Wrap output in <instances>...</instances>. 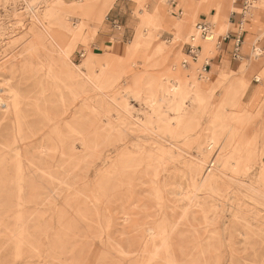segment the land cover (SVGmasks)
Returning a JSON list of instances; mask_svg holds the SVG:
<instances>
[{
	"label": "rangeland",
	"instance_id": "rangeland-1",
	"mask_svg": "<svg viewBox=\"0 0 264 264\" xmlns=\"http://www.w3.org/2000/svg\"><path fill=\"white\" fill-rule=\"evenodd\" d=\"M175 1L0 0V264H264V0Z\"/></svg>",
	"mask_w": 264,
	"mask_h": 264
},
{
	"label": "crops",
	"instance_id": "crops-1",
	"mask_svg": "<svg viewBox=\"0 0 264 264\" xmlns=\"http://www.w3.org/2000/svg\"><path fill=\"white\" fill-rule=\"evenodd\" d=\"M230 1L232 5L230 18H229L230 28L228 29L226 36L222 38L221 43L224 44V47H222V50L225 55H229L231 51L234 52L235 55H237L240 52H242L244 48L246 49L250 30L252 29V27L259 26L258 23L254 25L255 23L254 21L256 22H259V21L255 20L254 17H252L251 19L248 18L246 22V28L241 30V26H243L242 23H243L244 17H246L244 16V9H242L241 7L242 9L241 10L239 7L240 3L243 4V0H230ZM131 2L132 0H116L114 6L110 9V13H112L115 9H118L119 13H123V10L125 11L130 10ZM185 3L182 2L181 7H180L181 11ZM172 5L175 8L180 6L178 0L173 2ZM212 10H214V13L216 12L214 7H212L210 9V14H213L211 12ZM200 16H203L204 20H206L208 17V15L203 10ZM109 27L110 25L104 22V24L102 25L100 29V33L103 34L105 37H107L109 33H111L112 35L118 34L119 37L124 36L123 33H125L126 30H124V32L121 34V32L119 31H111Z\"/></svg>",
	"mask_w": 264,
	"mask_h": 264
},
{
	"label": "bare ground",
	"instance_id": "bare-ground-1",
	"mask_svg": "<svg viewBox=\"0 0 264 264\" xmlns=\"http://www.w3.org/2000/svg\"><path fill=\"white\" fill-rule=\"evenodd\" d=\"M212 35V34H211ZM205 38H207V37H205ZM209 39V38H208ZM210 39H213V37L212 36H210ZM254 51H255V53H254V57H259L262 53H260V51H262V49L261 48H255L254 49ZM253 51V52H254ZM203 70L204 71H207V68H205V67H203ZM47 74H48V72H47ZM199 76H203V75H199ZM86 77V76H85ZM206 78H207V76H206ZM175 79H176V77H175ZM84 80V79H83ZM86 80V79H85ZM89 80H91V79H89ZM90 82V81H89ZM53 83V82H52ZM92 83V82H91ZM172 84H173V87H174V89H173V92L171 93V95H169V98L171 99V101H175L176 100V98L177 97H179L180 99H179V101H178V103L175 105V108H173V106H172V109H178V112H179V110L181 109L179 106V102L181 101V100H187V99H185L188 95L189 96H191L190 94H192L191 93V91H192V88L193 87H195L196 85H197V83L195 82V80L194 79H189V80H187V81H185V82H180V81H178L177 79L176 80H173V82H172ZM77 86V85H76ZM163 86V85H162ZM170 86V85H169ZM163 87H161V89H162ZM72 90V89H71ZM75 91V90H74ZM162 91V90H161ZM109 94V93H108ZM167 95V94H166ZM141 96V95H140ZM165 95H163V97H164ZM154 97V96H153ZM167 97H168V95H167ZM229 97H231L230 95L227 97V98H229ZM86 98V97H85ZM164 99V98H163ZM169 99V100H170ZM189 99H190V97H189ZM4 100V99H3ZM191 100H193L194 102H193V107H195V106H197L198 105V103H200V101L202 100H200V98L199 97H196V98H193V99H191ZM227 100V99H226ZM131 101V100H130ZM164 101H166V100H164ZM100 102V101H99ZM115 102V101H114ZM163 102V101H162ZM190 102V101H189ZM203 102V101H202ZM156 103H158L154 98H152V99H150V102H149V105H150V107L151 108H155V106H159V104H161V102L159 103V104H156ZM168 103H169V101H168ZM183 103V105H184V102H182ZM231 103V102H230ZM187 104H188V102H187ZM190 104H191V102H190ZM98 105V104H97ZM15 106H16V104H15ZM105 106H106V104H105ZM144 106V105H143ZM191 106V105H190ZM145 107H147V106H145ZM177 107V108H176ZM185 107H187V106H185ZM75 108V107H74ZM143 108V107H142ZM157 108H160V107H157ZM170 108H171V106H170ZM153 109H151V110H153ZM171 109V110H172ZM185 109V108H184ZM189 109H190V107H189ZM128 110V109H127ZM126 110V111H127ZM143 110V109H142ZM148 110V109H147ZM165 110V109H164ZM183 110V109H182ZM130 111V110H129ZM154 112L151 114V115H149V117L151 118V119H157V117L159 116V114L158 113H160L161 111L160 110H158V111H160V112H157L156 113V109H154L153 110ZM174 111V110H173ZM143 112H145V111H143ZM142 112V113H143ZM177 112V111H176ZM188 111H186L185 113H180L179 115H178V118H186V116L189 114V113H187ZM141 114V113H140ZM150 114V113H149ZM161 115H162V112L160 113ZM164 114V113H163ZM173 114V113H172ZM105 115V114H104ZM177 115V114H176ZM173 116V115H172ZM163 117V116H162ZM109 118H111V117H109ZM159 118H160V116H159ZM202 118V117H201ZM224 118V117H223ZM108 119V118H107ZM149 119V118H148ZM151 119H149V120H151ZM153 119V120H154ZM162 119V118H161ZM170 118H168V120H169ZM216 119V118H215ZM213 120L211 123V127H210V130L212 131V134L215 136L216 134H215V132H216V120ZM111 120V119H110ZM144 120V119H143ZM163 120V119H162ZM167 120V119H166ZM171 120V119H170ZM174 122H175V120H174V118L172 119ZM157 121H158V119H157ZM178 121V120H177ZM176 121V122H177ZM224 121V120H223ZM172 122V121H171ZM222 122V121H221ZM108 123V122H107ZM156 124V123H155ZM108 125V124H107ZM109 126V125H108ZM225 127V126H224ZM70 128V127H69ZM105 128H107V127H105ZM183 129V128H182ZM223 129V128H222ZM105 130V129H104ZM221 131V130H220ZM223 131H224V129H223ZM218 132H219V130H218ZM185 133V132H184ZM18 134V133H17ZM59 134V133H58ZM213 136V137H214ZM213 137H211V139H210V142L208 143V145H207V150H211L212 149V147H213V144H215V140H214V138ZM232 138V137H231ZM230 139V138H229ZM84 140V139H83ZM46 142V141H45ZM84 142V141H83ZM14 143V142H13ZM78 144V143H77ZM80 144V143H79ZM81 144H82V141H81ZM83 144H85V143H83ZM82 144V145H83ZM132 144V143H131ZM160 144V143H159ZM219 144V143H218ZM217 144V145H218ZM14 145V144H13ZM126 145V144H125ZM153 145H155V144H153ZM131 146V145H130ZM20 147V146H19ZM79 147H81V146H79ZM136 147V146H135ZM142 147V146H141ZM157 147V146H156ZM74 148H75V146H74ZM130 148V147H129ZM137 148H139V145H138V147ZM144 148H146V147H144ZM225 148V147H224ZM76 149V148H75ZM78 149V148H77ZM43 150H46V149H43ZM139 150V149H138ZM42 151V150H41ZM141 151V150H140ZM147 151V150H146ZM157 151V150H156ZM43 152V151H42ZM46 152V151H45ZM169 152V151H168ZM166 153V152H165ZM199 153H201V152H199ZM19 154V153H18ZM123 154V153H122ZM195 154V153H194ZM131 155H133V154H131ZM200 155V154H199ZM198 155V156H199ZM201 156H202V153H201ZM200 156V157H201ZM127 157H130V156H127ZM127 157H126V159H127ZM132 157V156H131ZM162 157V156H161ZM172 157V156H171ZM163 159H164V157H162ZM128 159H130V158H128ZM127 159V160H128ZM165 159H166V157H165ZM203 161V160H202ZM1 162V161H0ZM162 162V161H161ZM223 162V161H222ZM221 162V163H222ZM2 163H4V162H2ZM158 163H159V161H158ZM1 164V163H0ZM154 164V163H153ZM158 165V164H157ZM215 165V163H212L211 164V166H214ZM233 166V165H232ZM19 170V169H18ZM125 170V169H124ZM118 171V170H117ZM20 172V171H19ZM157 172V171H156ZM157 179V178H156ZM22 191V190H21ZM211 192H213V191H211ZM183 197H184V195H183ZM185 198V197H184ZM19 204V203H18Z\"/></svg>",
	"mask_w": 264,
	"mask_h": 264
},
{
	"label": "built area",
	"instance_id": "built-area-1",
	"mask_svg": "<svg viewBox=\"0 0 264 264\" xmlns=\"http://www.w3.org/2000/svg\"><path fill=\"white\" fill-rule=\"evenodd\" d=\"M255 1L256 0H243V5L245 8H247V7L251 6L253 4V2H255ZM199 27H201V29L203 30V33H206V31H205L207 29L206 26H199ZM192 40H195V37H192ZM188 46H189V51L191 53V56L195 55V57H196L198 51L200 50V47L197 46L196 44H189Z\"/></svg>",
	"mask_w": 264,
	"mask_h": 264
}]
</instances>
